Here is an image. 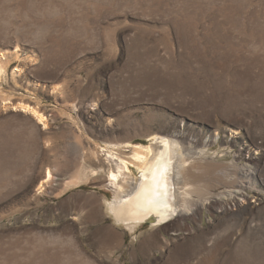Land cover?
Masks as SVG:
<instances>
[{
	"label": "rangeland",
	"instance_id": "obj_1",
	"mask_svg": "<svg viewBox=\"0 0 264 264\" xmlns=\"http://www.w3.org/2000/svg\"><path fill=\"white\" fill-rule=\"evenodd\" d=\"M1 52L0 264H264V0H0ZM155 135L211 153L192 200L253 210L118 224L106 148Z\"/></svg>",
	"mask_w": 264,
	"mask_h": 264
},
{
	"label": "bare ground",
	"instance_id": "obj_2",
	"mask_svg": "<svg viewBox=\"0 0 264 264\" xmlns=\"http://www.w3.org/2000/svg\"><path fill=\"white\" fill-rule=\"evenodd\" d=\"M7 60V54L1 52L0 79L7 73ZM20 71V68L14 70ZM14 105V108L28 113L39 124L47 127L49 118L35 106L25 102ZM108 147L106 149L110 157L120 162L118 169L111 170L108 174V181L116 193V201L108 202L109 212L118 224L129 230L134 231L144 224L142 221L153 217H157L162 224L173 220H186L200 209H211L210 206L225 208L234 203L247 211L253 210V206L247 203V186L243 181L231 186L229 190L222 189L214 195L204 192L203 199L192 200L194 195L193 188L190 187L191 174L199 170L209 172L214 169L213 163L208 160L211 153L207 148L193 153L192 146L183 148L177 139L160 135L153 136L147 146L128 143L109 144ZM125 147L132 148L131 155L119 156L116 150L120 151ZM244 174H248V171H244ZM197 177H194V182ZM53 178L49 171L44 183H49ZM43 187L44 185L40 188ZM195 196L197 197L196 194Z\"/></svg>",
	"mask_w": 264,
	"mask_h": 264
},
{
	"label": "water",
	"instance_id": "obj_3",
	"mask_svg": "<svg viewBox=\"0 0 264 264\" xmlns=\"http://www.w3.org/2000/svg\"><path fill=\"white\" fill-rule=\"evenodd\" d=\"M163 161V160H162ZM161 161V162H162ZM144 224H150L152 226L154 225H163L162 223H160L159 219L157 217H153V218H148L144 221H142Z\"/></svg>",
	"mask_w": 264,
	"mask_h": 264
}]
</instances>
